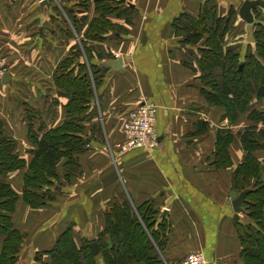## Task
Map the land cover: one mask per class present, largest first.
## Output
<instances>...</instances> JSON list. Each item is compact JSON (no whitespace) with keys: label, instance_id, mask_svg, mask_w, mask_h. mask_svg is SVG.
Wrapping results in <instances>:
<instances>
[{"label":"crops","instance_id":"1","mask_svg":"<svg viewBox=\"0 0 264 264\" xmlns=\"http://www.w3.org/2000/svg\"><path fill=\"white\" fill-rule=\"evenodd\" d=\"M237 1L243 0H126L135 14L132 25L115 14L107 17L125 28L124 35H107L97 48L84 41L83 31L75 35L87 43L85 47L104 54L111 51L112 59L123 57L126 68L107 69L94 85L93 102L82 115L86 116L82 124L87 144L77 154L78 172L65 181L66 160H60L56 167L63 186L55 188L53 201L31 208L23 200V177L30 174L27 167L36 145L27 134L31 128L43 134L68 119L65 105L69 99L57 94L52 78L60 61L78 44L52 23L61 18L56 0H0V47L10 75L0 78V122L17 140L15 152L26 163L22 170L4 177L19 197L12 217L14 228L25 239L18 264H34L39 254L42 262H50L44 253L69 228L77 247L85 240L96 242L106 227L104 214L124 195L135 208L149 203L156 212V229L164 221L167 224L161 252L165 264H180L195 251L214 264H245L236 223L254 221L245 211L248 202L241 206L240 221L235 220L232 201L243 190L232 188L233 173L248 153L241 145L245 129L254 128L250 131L259 133L264 144V120L252 117L264 113V98H253L230 123L224 118L226 109L209 105L201 91L203 81L196 63L199 45H182L172 29L173 20L185 11L196 16L206 3L227 8ZM188 51L193 54L194 68L183 63ZM241 54H246L243 48ZM143 101L157 108L154 130L159 142L152 150L118 153L113 146L123 140V121ZM222 129L233 134L227 145L231 163L216 167L215 143ZM251 155L260 167L259 176L247 181L250 192L264 188V148ZM3 241L0 236V251Z\"/></svg>","mask_w":264,"mask_h":264},{"label":"trees","instance_id":"2","mask_svg":"<svg viewBox=\"0 0 264 264\" xmlns=\"http://www.w3.org/2000/svg\"><path fill=\"white\" fill-rule=\"evenodd\" d=\"M92 2L98 16L92 17L89 24L87 23L89 25L87 35L90 39L104 41L107 34L114 32L115 28L123 27L107 19L114 14L125 24H133L134 10L125 5L126 1L92 0ZM209 5L210 3L202 5L196 16L185 11L173 20L172 29L174 35L181 38L182 45H199L196 63L197 71L200 72L199 77L203 81L201 91L209 105L224 107L227 111L224 118L234 123L249 107L253 98H264V26L261 24L260 30L253 31L254 48L247 46L246 54L241 56L239 46L224 45L229 27L232 25L231 18L236 12L231 9L226 17L211 15L212 8H209ZM73 8L70 12L76 20L82 21L84 17L77 14L80 7L77 5ZM214 9L217 10L216 6ZM82 47L83 52L78 45L73 46L74 52L60 61L52 78L57 87V94L69 99L65 105L68 119H65L61 126L48 129L43 134L33 133L32 128L27 134L28 140L36 145L31 151L33 159L27 167L30 174L23 177V200L31 208L53 201L55 196L50 193L51 190L63 186L59 181L56 167L60 160L63 158L66 160L63 164V178L67 182L80 168L76 155L82 153L87 144L82 124L86 116L81 115L91 107L94 98L93 88L99 83L98 77L107 72L106 68L100 67V63L111 59L110 55L98 49ZM84 55L90 68L82 61ZM192 56L193 54L188 51L183 63L194 68L190 62ZM78 115L81 117L78 118ZM252 117L264 120V113H256ZM206 126L204 124L205 128ZM248 129L241 135V145L248 153L243 164L233 173L232 188L238 191L250 189L247 181L259 176L260 163L251 153L264 148V144L259 140V133L250 131L254 128ZM218 133L214 166L224 167L231 163L227 145L233 139V134L227 129H222ZM16 147L17 140L7 134V130L0 122V236L4 239L0 251V264H18L25 240L12 224L15 204L19 197L4 181V177L9 173L22 170L26 166L25 159L16 154ZM246 200L249 205L247 203L248 208L245 211L254 222L236 223L238 239L242 245L241 258L245 264H264V188L251 191ZM148 204L135 208L125 195L113 203L112 208L104 214L106 227L96 240L100 250L99 256H93L88 240H85L81 247H77L72 228H69L58 236L53 248L44 253L50 256V262H42L43 255L39 254L34 264H100L101 258L103 264H165L161 252L166 240L167 224L164 221L157 227L164 236L162 238L155 228L156 212Z\"/></svg>","mask_w":264,"mask_h":264},{"label":"rangeland","instance_id":"3","mask_svg":"<svg viewBox=\"0 0 264 264\" xmlns=\"http://www.w3.org/2000/svg\"><path fill=\"white\" fill-rule=\"evenodd\" d=\"M63 3L66 5H61L62 3L60 2V0H56V11L57 12H60L61 14V18L58 20H56V22L54 23V21L52 20V23L54 24V26H56L57 28H62L64 30V33L67 32L69 33L68 37L67 38H74L75 40H77V44H78V47L80 49L81 52H83V47L82 46H86V42H83L81 41L80 39H76L75 38V35H78L80 34L79 31H83L84 34V41H88L89 44L93 45L94 47L96 46H99V43H101L103 40L101 41H95L93 39H90L87 35V31H88V28H89V20L88 19H91L92 17L96 16L95 14V11H94V6L95 4L92 2V0H62ZM98 1V0H96ZM126 1V0H124ZM72 2V3H71ZM80 3L84 4V5H79ZM241 1H237L233 4V6H227V8H223V6H217V10H215V6L213 5H209L208 7L209 8H212V13L211 15H219V16H222L224 15L225 17L228 15V12H230L231 8L236 12L234 13L235 15L231 18L232 20V25L231 27H229V30H228V38L226 41H224V45H235V46H239L241 49L243 48V50L246 52L247 51V46H250V47H253V41H254V33L253 31H258L261 29V24H263L264 26V8H260L258 7V9L260 8V12H257L255 11L253 13V16H254V19H257V22L256 24L253 26H248L245 22H243L242 19H239V17L237 16V13H238V10L241 6ZM80 7L77 11L80 13V14H84L83 15V20L80 21V20H76L73 16V13L70 12V8H73V6H77V5ZM231 7V8H230ZM74 9V8H73ZM76 10V9H74ZM86 16V17H85ZM85 19V21H84ZM113 19V17H112ZM88 23V24H87ZM49 24V23H47ZM85 28H84V25ZM245 26H248L247 27V30H248V33L246 32V29H245ZM260 26V28L258 27ZM257 27V28H256ZM115 31H116V34H119V35H124L125 34V29L123 27H121L120 29L119 28H115ZM115 31L112 32V33H109L107 35H111L113 36L115 34ZM121 37V36H119ZM66 38V36H65ZM122 39V38H121ZM122 40H116V42L120 43ZM241 42V43H240ZM239 43V44H237ZM242 44V45H241ZM97 48V47H96ZM254 48V47H253ZM2 48L0 47V61L2 62L4 68L3 70H5L6 72H8L7 70V66L5 64V58L4 56H2ZM99 50V49H98ZM108 55H110V57H112L114 55L113 52L109 51L108 52ZM116 55H118V53L116 52ZM244 55V54H243ZM242 55V56H243ZM115 57V56H114ZM83 62H85V59L84 57L82 58ZM112 59V58H111ZM28 75V74H27ZM88 112H85L84 114H86ZM80 115H78L77 117H79ZM78 154V153H77ZM77 157V155H76ZM42 192V191H40ZM50 193H53V189L51 190Z\"/></svg>","mask_w":264,"mask_h":264},{"label":"built area","instance_id":"4","mask_svg":"<svg viewBox=\"0 0 264 264\" xmlns=\"http://www.w3.org/2000/svg\"><path fill=\"white\" fill-rule=\"evenodd\" d=\"M118 57V56H117ZM0 61V78L7 72ZM157 108L146 101L141 102L126 115L123 123V140L114 144V150L125 154L135 149L152 150L159 142V136L154 128ZM112 148V149H113ZM180 264H214L208 260L201 251L186 254Z\"/></svg>","mask_w":264,"mask_h":264},{"label":"water","instance_id":"5","mask_svg":"<svg viewBox=\"0 0 264 264\" xmlns=\"http://www.w3.org/2000/svg\"><path fill=\"white\" fill-rule=\"evenodd\" d=\"M264 6V0H243L241 6L238 10L237 16L239 19H242L248 26H254L257 22V19H254L253 13L255 9L258 7ZM247 26V27H248ZM124 58L121 56H116L114 59L107 60L105 62L102 61L100 63V67H104L106 69H113L116 71H125L126 66H124ZM10 75L7 73L4 75L5 78H8ZM3 77V78H4ZM90 140H88L89 142ZM60 187L56 188V191L59 190ZM250 193V190L242 191L233 201V208L235 213V220L237 222L240 221L239 213L244 211L241 207L243 204H246V196ZM89 249L92 251L93 256H99L100 250L98 244L96 242L89 244Z\"/></svg>","mask_w":264,"mask_h":264},{"label":"flooded vegetation","instance_id":"6","mask_svg":"<svg viewBox=\"0 0 264 264\" xmlns=\"http://www.w3.org/2000/svg\"><path fill=\"white\" fill-rule=\"evenodd\" d=\"M256 10V9H255Z\"/></svg>","mask_w":264,"mask_h":264}]
</instances>
